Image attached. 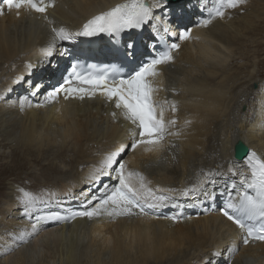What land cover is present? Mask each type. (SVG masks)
Returning a JSON list of instances; mask_svg holds the SVG:
<instances>
[{"label":"bare ground","instance_id":"6f19581e","mask_svg":"<svg viewBox=\"0 0 264 264\" xmlns=\"http://www.w3.org/2000/svg\"><path fill=\"white\" fill-rule=\"evenodd\" d=\"M119 1L56 0L48 16L55 26L75 32L88 17ZM186 1L167 0L174 3L162 9L167 22L171 21V30L190 27L191 38L181 43L173 63L161 66L156 82L159 90L155 93L161 102H177V111L173 113L169 107L165 115L176 119L172 130L180 135L169 137L170 146L160 153L136 150L121 156L128 161L129 170L142 173L154 189L186 187L201 169L226 165L233 158L237 140L264 157V76L259 74L264 57L253 62L248 59L242 76H233L225 67L230 58L227 49L237 44L234 49L240 51L254 22L264 19V0H255V8L236 17L226 10L223 18H213L207 26L200 22L208 18L214 0L211 5L209 0H195L207 9V14L201 8L194 9L198 11L195 13ZM156 15L160 16L161 10H156ZM51 35L48 24L38 14L22 12L17 17L13 11L0 16V96L10 86V98L34 91L37 85L41 86L40 92L51 86L65 60V55L57 53L52 63L41 65V49ZM253 42L250 39L248 44ZM75 45L74 41H65L60 47L70 49ZM244 52L241 50L240 55ZM26 63L35 66L30 75ZM22 75L32 81L31 89L24 83L13 84ZM253 82L257 86L254 90ZM113 111H117L113 105L97 99L63 100L58 105L23 111L0 102V141L15 154L26 156L11 163V169L9 165L0 167V264H202L204 259L207 264H215L220 258L211 254L220 248L230 264H264V244H241L239 230L214 212L177 222L142 215L83 218L69 224L43 220L27 242L14 239L21 231L30 232L35 223L33 218L22 215L17 204L20 188L56 194L51 201L38 205L34 216L76 210L81 205L82 192L88 199L100 195L98 189L111 178L104 177L90 189V175L107 151L129 143L131 125L119 116L113 119ZM54 147L51 155L70 165L63 175L53 158L46 160L48 156H43L44 151H53ZM67 151L73 155L68 160ZM26 164L39 169L38 175L27 171V182L16 176ZM7 175L14 176L12 181L6 182ZM227 180L218 183L222 186ZM207 193L208 197L213 194L211 190ZM198 197L193 198V203L202 208L206 204ZM167 207H171L170 212L181 209L185 214L194 208H188L182 197ZM233 245L236 251L229 257L226 249ZM9 248L12 250L7 251Z\"/></svg>","mask_w":264,"mask_h":264},{"label":"snow or ice","instance_id":"6c2138e0","mask_svg":"<svg viewBox=\"0 0 264 264\" xmlns=\"http://www.w3.org/2000/svg\"><path fill=\"white\" fill-rule=\"evenodd\" d=\"M244 3L246 0H214V6L208 10V18L200 23L207 26L213 18H223L226 10L236 9ZM55 4L56 0H0V16L13 11L17 17L22 12L35 13L48 24L52 35L46 46L41 49V65L52 63L51 58L57 53L70 55L66 48L60 47L62 42L74 41L78 37L101 35L120 38L125 32L143 30L145 27H150L155 34L153 51L144 60L128 68L117 64H85L79 59H73L62 79L42 94L40 85H37L34 91L13 98H8L13 89H5V94L0 96V102L10 107L18 106L21 111L28 107H46L59 103L61 99L65 102H83L99 97L117 110L111 114L113 119L119 116L131 125L129 143L120 144L114 150L107 151L87 181L90 189L104 177H110L115 182L99 188L100 195H92L91 199L82 192L80 208L68 211L65 216L58 212L34 216L33 212L37 206L51 201L56 194L50 191L37 194L20 188L16 198L17 204L22 209V215L33 218L35 223L32 224L30 232L21 231L14 239L27 242L28 238L38 231L37 225L43 220L93 219L101 216L115 219L148 215L151 211L168 206L177 198H193L202 193L206 194L208 186L211 185L213 194L209 198L214 205L219 201V206L213 210L236 226L242 243L248 245L257 241L264 242V157L254 150L246 149L242 144L238 145L237 155L226 165L217 164L213 169H201L190 184L182 188L154 189L149 186L150 182L142 173L129 170L128 161L121 159L125 151L160 153L170 146L169 137L180 135L179 131L172 130L176 127V119L166 118L165 115L169 107L173 113L177 111V102H161L155 99V93L159 90L156 82L161 75V66L173 63L174 53L181 48V42L191 38V29L170 30L167 16L162 11L167 0H122L107 10L92 15L75 32L64 26L57 27L54 20L49 19L48 11L54 8ZM156 10H161L160 16L156 15ZM166 36L171 38V42ZM136 51L135 42L129 39L125 44V55L130 60L135 59ZM34 67L32 63H26L29 75ZM20 83H24L29 89L32 88V81L25 80L23 75L13 80L14 85ZM187 123L190 122L186 121ZM228 177L232 179L217 189L218 181L227 180ZM165 218L177 222L181 214L174 213ZM226 251L230 257L236 248L233 245Z\"/></svg>","mask_w":264,"mask_h":264},{"label":"rangeland","instance_id":"374dc122","mask_svg":"<svg viewBox=\"0 0 264 264\" xmlns=\"http://www.w3.org/2000/svg\"><path fill=\"white\" fill-rule=\"evenodd\" d=\"M167 3H174V2H167ZM187 3L190 4V8L193 9V10L196 9V8L204 9L202 7V5L198 1L188 0V1H186L185 4H187ZM259 3H261V2H259ZM209 4L211 5V0H209ZM255 6H257V2H255V0H246V3L242 4L237 9H229L227 11L230 12V13L234 12L235 17H236V16L242 14L243 12H246L247 10L249 11L250 9H252V7L255 8ZM204 10H205L204 13L207 14V9H204ZM194 12L195 13H198L197 10H194ZM204 13H200V14H204ZM200 16H202V15H200ZM206 17H207V15H206ZM168 22L170 23V20H168ZM220 23L221 24L224 23L223 22V19H221ZM147 28H148L149 33H151V32L154 33L153 31L150 30V27H147ZM262 29H264V19H259L256 22H254V29L252 31L246 33L247 34L246 35V38H244V41L245 42L242 45L243 47H241V50L242 51H245L246 50V52L242 53L243 56L240 55V51L241 50L239 51L236 48L234 49V47L237 46V44H234L232 47H230V48L227 49V51L229 52L230 58L227 61V64L225 65V67L231 71V74L233 76H242L243 75V72L246 70L245 69V66H248V64H249L248 63L249 60H250V62H253L256 59L257 60L260 59V58L263 59V57H264V32L261 31ZM162 30L163 29L161 28V32H162ZM170 30H171V28H170ZM247 39H248V41L250 39H253L254 42L251 45H249ZM245 44H247V45L245 46ZM258 73H259V71L257 70L256 75H255V76H257L256 78H258L260 76L259 74H262V76H264V68H263V70H262L261 73H259V74ZM25 78H26V76H25ZM256 87H257L256 86V82H253L251 84V88H253V90H254V88H256ZM4 94H5V92H3V94L1 93L2 96ZM8 98H10V96H8ZM262 107L264 108V103H263V106ZM241 110H244L243 106L241 107ZM55 148L56 147L53 148V151H52V149L51 150L44 151L43 156H48L46 158V160L47 159L48 160H51L53 158L52 161H56V163H57V165L59 167V170H60V172L63 175L64 173H66L69 170L70 165L64 164L62 161H60L61 159L59 157H54V156L51 155V154H54L55 153V150H56ZM65 154L67 155L66 160H68L70 157H73V155L71 154L70 151H67ZM21 156L26 157L25 155L15 154V152L10 147L3 145V143L0 141V167L1 168L8 167V165H9V168L11 169V167H10L12 165L11 163H13L14 161L16 162L18 160H21L20 159ZM57 159H59V161ZM30 165L31 164H26V166H23V169L21 170V172L19 174H17L16 176L17 177H20L21 179H25V181L27 182V179H26V177H27L26 176L27 175L26 174L27 171L28 172H33L35 174H37V172H38V174H39V171H38L39 169L37 167H34L35 165H33L31 167H30ZM32 167H34V168H32ZM9 168H6V171H8ZM12 168H15V167L13 166ZM13 170H17V169H13ZM62 175H60V176H62ZM13 178H14V176L7 175L6 182L12 181ZM219 187H221V186L219 185V183H217L216 188L219 189ZM209 190H211V193L213 192V187L211 185L208 186L207 192H209ZM207 194L208 193H206V195H205V193H202L201 195H199V197L197 198V200L203 199V203H205L207 201V199H209V197L207 196ZM193 198H184V200L186 201V204H187L188 208H192V207L195 208V205L196 204L193 203V201H194ZM209 202H212V200L209 199ZM1 205H2V203L0 201V206ZM215 252L222 253L221 255H216L220 259L217 262H215V264L216 263L217 264L218 263L219 264H230V260H228L229 258H227V255L224 252V250H221V248L220 249H215L213 253H215ZM213 253L211 255H213ZM2 256L3 255H0V263H1L2 258H3ZM206 261L207 260L204 259V262L202 264H206Z\"/></svg>","mask_w":264,"mask_h":264},{"label":"water","instance_id":"95a60500","mask_svg":"<svg viewBox=\"0 0 264 264\" xmlns=\"http://www.w3.org/2000/svg\"><path fill=\"white\" fill-rule=\"evenodd\" d=\"M244 145L240 140H237V141H235V143H234V145H233V157L235 156V155H237V147H238V145ZM245 146V145H244ZM245 148L246 149H248V147L247 146H245ZM242 154V153H241Z\"/></svg>","mask_w":264,"mask_h":264}]
</instances>
